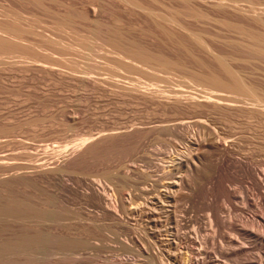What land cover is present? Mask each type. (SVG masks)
<instances>
[{"label": "rangeland", "instance_id": "374dc122", "mask_svg": "<svg viewBox=\"0 0 264 264\" xmlns=\"http://www.w3.org/2000/svg\"><path fill=\"white\" fill-rule=\"evenodd\" d=\"M214 92L264 93V0H0V264H188L172 255L198 220L200 264H264L261 127L224 123L249 109ZM212 119L235 131L230 158L255 161L224 164L231 198L206 193Z\"/></svg>", "mask_w": 264, "mask_h": 264}, {"label": "bare ground", "instance_id": "6f19581e", "mask_svg": "<svg viewBox=\"0 0 264 264\" xmlns=\"http://www.w3.org/2000/svg\"><path fill=\"white\" fill-rule=\"evenodd\" d=\"M224 3H226L227 1L226 0H222ZM235 2H237V0H234ZM223 62V64L225 65V63H224V61H222ZM225 68H226V72L229 74V76L232 78V80H233V86L237 89V90H239V91H242V93H243V90H245L246 91V89H248V88H246L245 87V85H243V81H242V79H241V77H240V75H238L236 72H234L233 70H231L230 68H228V66L227 65H225ZM217 82H219L220 84H222V85H225V86H229L228 84H226V82L225 81H223V80H221V79H217V78H214ZM238 91V92H239ZM206 97V99H209V101H214L215 102V104L216 103H219V104H225V106L226 105H229V107H230V109H232V107H238V108H244V111L246 110L245 108H248L249 110H246V112H247V114H249L248 115V117H246V116H244V117H246V120H244L245 118L243 117L242 119H240V118H238V119H240V120H238L236 117H235V120H233V119H231V117H230V119L228 120L227 118H226V120L224 121V123L226 122V124H229L230 126H235V124L237 123L238 124V127H242V126H249L250 124H251V122L252 121H255L256 122V124L258 125V126H260L261 127V130L259 131V132H257V134H256V128L254 129L255 130V134H256V136H253V137H257V138H259L258 140L256 139V141H258V143L257 144H259V145H261V146H264V93H253V94H251V95H249V97H242V94L240 95V94H237V95H229L228 93H226V92H214V93H211L210 95H206L205 96ZM218 104V105H219ZM217 105V104H216ZM221 106V105H220ZM228 107V106H227ZM242 109H240V110H242ZM248 111H249V113H248ZM232 118H234V117H232ZM190 122H193V123H196V124H198V126H199V124L201 123H204L203 125H205V123H206V119L204 118H201V117H190ZM217 120V119H216ZM216 120H209L210 122L208 123L209 125H210V127L212 128V129H210V130H213L212 132L209 130V133L211 132V135L210 136H213L212 138H210V140H208L209 141V143H210V141H211V143H213V145L215 146V147H217V149L219 148V149H221L222 148V151L224 152L223 154H224V156L222 157L221 156V158L219 159V161L217 160V162L216 163H212V167H214L213 169H214V171L211 173V176H210V178L211 179H209V180H211V182H212V179H215V180H217L218 181V184L216 185V186H214V184L211 186V188H208L207 190H206V193L207 194H210V196L211 195H213L214 194V192L216 193V195L215 196H217V194H219V195H221L220 197H226V198H229L230 197V195H229V193L226 191V190H224V188H223V185H222V178H223V167H225L224 166V164L227 162V161H229V160H233V161H236V162H239L240 164H243V165H245V166H254L255 164H254V162L253 161H250V158L248 159V158H246V160H244V159H242V158H230V156H232L233 154H234V151H233V149L231 148V145L235 142V137L234 138H231L233 135H234V133L233 132H235V131H233V132H231V133H226L225 131H223L224 129H222V131L226 134V137H225V135L223 134V136H221V130H220V127H219V122L218 121H216ZM228 120V121H227ZM186 121V120H185ZM184 121V122H185ZM186 122H188V121H186ZM185 122V123H186ZM223 122V121H222ZM228 122V123H227ZM253 124V123H252ZM221 126V125H220ZM237 126V125H236ZM209 127V128H210ZM224 127V126H223ZM250 127V126H249ZM252 127V126H251ZM222 128V127H221ZM231 128V127H230ZM248 128V127H247ZM246 128V129H247ZM246 129H244V131L246 130ZM252 129V128H251ZM260 129V128H259ZM237 130H242V129H237ZM253 130V129H252ZM228 131V130H227ZM238 131V132H239ZM258 131V130H257ZM229 132H230V130H229ZM241 132V131H240ZM251 132V131H250ZM209 135V134H208ZM242 135V134H241ZM243 136V135H242ZM237 137H239L240 138V136L238 135ZM245 137V136H244ZM224 139H225V141H224ZM254 139V138H253ZM87 140H88V138H87ZM237 140H238V138H237ZM236 140V141H237ZM244 140V139H243ZM247 140V139H246ZM84 141V140H83ZM92 141V140H91ZM248 141H250V140H248ZM87 142V141H86ZM90 142V141H89ZM239 142V141H238ZM244 142V141H243ZM208 143V142H207ZM250 143H252V142H250ZM249 143V144H250ZM240 144V143H239ZM243 144V143H242ZM246 144V143H245ZM244 144V145H245ZM254 144H256V143H254ZM209 145H211V144H209ZM235 145V144H234ZM212 146V145H211ZM214 146H212V147H214ZM243 146V145H242ZM232 147H234V146H232ZM254 147V146H253ZM239 148H240V146H239ZM251 148V147H250ZM214 149H216V148H214ZM236 149V148H235ZM246 149V148H245ZM261 150V149H260ZM241 151V150H240ZM255 152V151H254ZM254 152H253V154H254ZM249 153V152H248ZM251 155V154H250ZM256 159V158H255ZM184 160V159H183ZM195 159H193V162H195L196 163V160L194 161ZM190 161V160H189ZM199 161V160H198ZM186 163H188V165H189V162H186ZM186 163L185 162H183V161H180L179 162V164H181V165H179V166H182V165H186ZM238 163V164H239ZM194 164V163H193ZM198 165H199V163H197ZM188 165H186V166H188ZM189 166H191V165H189ZM261 170L260 169H258V173L260 174V175H263L264 176V161L261 163ZM258 167V166H257ZM183 168V167H182ZM245 168V167H244ZM249 168V167H248ZM188 169V168H187ZM212 169V168H211ZM212 169V170H213ZM226 169V168H225ZM211 170V171H212ZM239 170V169H238ZM250 170V169H249ZM227 171V170H226ZM255 172H256V170H255ZM225 173H227V172H225ZM224 173V174H225ZM182 175V174H181ZM248 176V175H247ZM208 177V176H207ZM255 177V176H254ZM226 178V177H225ZM249 178V177H248ZM226 180V179H225ZM228 180V179H227ZM208 182V181H207ZM210 182V183H211ZM215 182V181H214ZM164 184V183H163ZM179 183L176 181V179L175 180H169V181H167L166 182V184H165V188H164V194H166L167 196H170V198H172V199H174V197L176 196V195H178V194H176L175 195V191L178 189L177 187L179 186L178 185ZM255 184L256 185H258V186H262L263 185V183H262V181L259 179V178H257L256 177V179H255ZM204 186H206V184L204 185ZM203 186V187H204ZM264 187V186H263ZM205 188V187H204ZM181 189V188H180ZM195 189V188H194ZM197 189H195L193 192V194H194V196H193V204H194V207H197V201L195 200V197H196V191ZM201 190V189H200ZM247 191H249V190H247ZM177 192H178V190H177ZM244 194V193H243ZM233 197V196H232ZM242 197L243 198H245L243 195H242ZM249 197V196H248ZM169 198V200H171V202L173 203L174 201L172 200V199H170ZM176 198V197H175ZM223 198V199H224ZM231 198V197H230ZM246 199V198H245ZM248 199V198H247ZM168 200V201H169ZM244 200V199H243ZM243 200H242V202H243ZM246 201V200H245ZM161 202V201H160ZM171 202L169 203V204H171ZM250 203V202H249ZM235 204V203H234ZM243 204L245 205V202H243ZM202 205V204H201ZM243 205V206H244ZM205 208L208 210L207 212H209L208 213V217H206V218H208L207 220H208V222H209V224L211 225V227L212 226H215L216 228L217 227H219V226H221L222 224H223V219H222V214H220V211H221V206L220 205H218V203L217 204H212V203H206L205 205ZM200 207H202V206H200ZM199 207V208H200ZM133 208V207H132ZM150 208V207H149ZM164 208V207H163ZM243 208V207H242ZM161 209H162V207H161ZM205 209V210H206ZM235 209H237V205H233V204H230L229 205V207H228V210H229V212L231 213L233 210H235ZM165 210V209H164ZM169 210V209H168ZM172 210V209H171ZM134 212V211H133ZM170 212V211H169ZM148 213H150V212H148ZM153 213H155V212H153ZM156 213H159V212H157L156 211ZM151 214V213H150ZM149 214V215H150ZM166 214V213H165ZM170 214V213H169ZM154 215V214H153ZM158 215V214H157ZM197 215V214H196ZM163 216V215H162ZM168 217L169 216H171V214L170 215H167ZM150 217V216H149ZM195 217V216H194ZM152 218V217H151ZM171 218V217H170ZM169 218V219H170ZM157 219V221L159 220L158 218H156ZM155 217L151 220L152 222H154L155 220ZM258 219H260V218H258ZM196 220H197V217H196ZM150 221V220H149ZM170 221H171V219H170ZM260 221H262V223H263V226H264V219H261ZM156 222V221H155ZM195 222V221H194ZM197 222V221H196ZM194 223V227L193 228H191L192 230V233L194 234V236H192L191 237V242H192V244L190 245V242H188L189 243V245L187 246V248H188V253H185V255H183V253L182 254H177V252L175 253V254H173L172 255V257H174L175 259H182V260H186L187 262H188V264H200V263H203V261H204V257H202V259L199 257L200 255H202V247L201 246H203L202 244H199L202 240V243H205V242H208V241H206L207 239H208V237L206 236L205 238H203L202 236H200V234H199V232L202 230V228L204 227L202 224H198V223H200L199 222V220H198V222L197 223ZM159 223V222H158ZM158 223H155V224H158ZM196 224V225H195ZM259 224H261V223H259ZM152 225V224H151ZM159 225V224H158ZM158 225H157V227H158ZM174 225V224H173ZM249 225V224H248ZM153 226V225H152ZM188 226V225H187ZM241 226V225H240ZM155 227H156V225H155ZM154 227V228H155ZM174 227V226H173ZM247 227V226H246ZM252 227V226H251ZM243 229L245 228V226L244 227H242ZM241 228V229H242ZM249 228V227H248ZM153 229V228H152ZM160 229V228H159ZM169 229V228H168ZM168 229H167V231H168ZM190 229V228H189ZM171 230H173V229H171ZM170 230V231H171ZM216 231H217V229H215ZM155 231V230H154ZM162 230H157V232H161ZM170 231H168L169 232V234H172V232H170ZM156 232V231H155ZM168 232H166L165 231V234L167 233L168 234ZM218 232V231H217ZM188 233H189V230H188ZM161 234V233H160ZM166 234V235H167ZM222 234V233H221ZM172 235H174V234H172ZM178 236V235H177ZM176 235L175 236H173L172 237V239L170 240L171 241V243H177L178 241H177V237ZM188 236H190V234L188 235ZM203 239H202V238ZM162 238V237H161ZM174 238V239H173ZM182 238V237H181ZM216 238V237H215ZM214 238V239H215ZM200 239H202L201 241H200ZM180 240V239H179ZM165 241V240H164ZM168 241V240H167ZM187 241V240H186ZM190 241V240H189ZM170 243V244H171ZM183 243V242H182ZM168 244V243H167ZM179 244V243H178ZM175 245V246H179V245ZM172 245V244H171ZM9 246V245H8ZM198 246V247H197ZM182 252V251H181ZM155 253V252H154ZM179 253V252H178ZM170 255V254H169ZM152 256V255H151ZM157 256V255H156ZM155 256H152V258H154ZM160 257V256H159ZM158 257V258H159ZM169 257V256H168ZM171 257V256H170ZM199 257V258H198ZM156 258V257H155ZM219 258V257H218ZM160 259H161V257H160ZM169 259V258H168ZM171 259V258H170ZM185 260H184V262H185ZM209 260V259H208ZM162 261V260H161ZM160 261V262H161ZM178 261V260H177ZM175 262H176V260H175ZM179 262V261H178ZM161 263H163V262H161ZM165 263V262H164ZM219 263V262H218Z\"/></svg>", "mask_w": 264, "mask_h": 264}]
</instances>
